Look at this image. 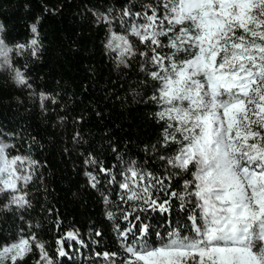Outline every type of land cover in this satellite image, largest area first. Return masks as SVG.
<instances>
[{"label":"snow or ice","instance_id":"snow-or-ice-1","mask_svg":"<svg viewBox=\"0 0 264 264\" xmlns=\"http://www.w3.org/2000/svg\"><path fill=\"white\" fill-rule=\"evenodd\" d=\"M113 11L96 20L105 27V54L117 68L138 61L150 82L144 102L155 106L159 135L143 151L162 170L122 157L115 171L89 161L132 209L121 210L127 227L115 225L119 256L96 252L97 261L264 264V0H123ZM5 31L0 22V71L31 94L27 64L17 66L15 57L38 58V26L30 41L12 46ZM38 98L42 109L56 103L44 92ZM13 147L0 139V197L5 209H30L42 165ZM86 175L96 189L98 176ZM174 202L182 223L162 232L135 214H171ZM107 218L117 219L111 211ZM39 227L0 240V264H25L37 254L35 264H58L57 256L68 255L66 242L79 237L68 231L52 255L32 230Z\"/></svg>","mask_w":264,"mask_h":264},{"label":"trees","instance_id":"trees-1","mask_svg":"<svg viewBox=\"0 0 264 264\" xmlns=\"http://www.w3.org/2000/svg\"><path fill=\"white\" fill-rule=\"evenodd\" d=\"M122 2L0 0L6 43H27L36 23L43 46L38 58L15 57L18 66L27 64L31 94L0 71V137L14 143V152L30 153L42 165L40 178L30 186V209H5L6 200L0 197V240L10 242L20 230L27 233L29 225L39 224L32 230L55 255L56 240L68 231L77 232V240L66 242L68 255L56 257L58 264H103L96 252L120 254L115 225L127 227L121 210L132 209L119 200L118 185H109L90 160L114 171L120 168L118 157L148 161L152 170H162L160 162L143 151L159 135L155 106L144 102L151 94L145 92L150 82L139 71L138 61L128 68L116 67L105 54V27L96 22ZM40 92L56 103L46 101L42 109ZM87 172L100 179L96 189L89 186ZM105 197L111 203L105 204ZM109 211L117 219L109 220ZM135 214L161 232L182 223L183 216L175 202L171 214ZM37 255L25 264H35Z\"/></svg>","mask_w":264,"mask_h":264},{"label":"rangeland","instance_id":"rangeland-1","mask_svg":"<svg viewBox=\"0 0 264 264\" xmlns=\"http://www.w3.org/2000/svg\"><path fill=\"white\" fill-rule=\"evenodd\" d=\"M29 41H30V40H29ZM27 55H28V54H25V56H27ZM15 61H16V63H17L18 60L15 58ZM17 66H18V63H17ZM0 139H2L3 142H5V143H8V144L14 145V143H13L10 139H6V138H4V137H0ZM14 150H15V145H14V147L12 148V152H13V153H15Z\"/></svg>","mask_w":264,"mask_h":264}]
</instances>
